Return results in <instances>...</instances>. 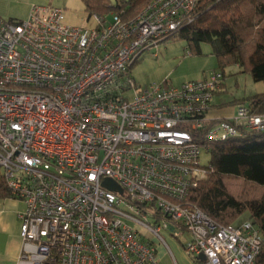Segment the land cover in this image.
Wrapping results in <instances>:
<instances>
[{
	"label": "built area",
	"instance_id": "obj_1",
	"mask_svg": "<svg viewBox=\"0 0 264 264\" xmlns=\"http://www.w3.org/2000/svg\"><path fill=\"white\" fill-rule=\"evenodd\" d=\"M200 1L151 0L130 19L93 14L90 27L52 5L0 16V169L37 264H162L164 230L190 233L184 249L202 264L255 263L257 225L220 224L187 198L209 175V143L264 132V113L211 117L218 70L143 87L131 74Z\"/></svg>",
	"mask_w": 264,
	"mask_h": 264
},
{
	"label": "trees",
	"instance_id": "obj_2",
	"mask_svg": "<svg viewBox=\"0 0 264 264\" xmlns=\"http://www.w3.org/2000/svg\"><path fill=\"white\" fill-rule=\"evenodd\" d=\"M150 1L82 0L88 18L114 12L125 19L135 17ZM171 38L186 41L196 54H202L203 43L211 45L224 76L225 66L238 65L255 81L264 80V0H201L193 19ZM246 99L253 112L264 113V93ZM209 145V175L190 192L187 202L223 225L248 215L262 235L254 264H264V132ZM9 196L0 172V198Z\"/></svg>",
	"mask_w": 264,
	"mask_h": 264
},
{
	"label": "rangeland",
	"instance_id": "obj_3",
	"mask_svg": "<svg viewBox=\"0 0 264 264\" xmlns=\"http://www.w3.org/2000/svg\"><path fill=\"white\" fill-rule=\"evenodd\" d=\"M30 4L52 5L61 8L65 14V23L68 25L90 27L94 24L88 18L82 0H30ZM201 49L202 54H196L188 47L186 41L167 39L160 42L159 48L154 50L157 56L146 54L133 65L131 74L135 82L143 87L165 79L178 85L188 80L202 78L205 74L215 70L221 71L211 45L203 43ZM224 70L226 85L225 88L223 87L224 92L219 96L222 103L216 101V104L212 106V111L210 110L209 113L211 117L233 115L237 106L242 104L249 106L246 98L264 93V80L255 81L250 73L242 72L240 66H225ZM200 160L203 164H208L211 160L210 152L203 151ZM244 220H249L248 215L242 216L239 221ZM162 236L173 253L172 255L165 245H159L160 251L161 249L166 251L161 260L162 264H175V261L177 264H199L196 262L198 259L188 254L183 246L191 240L190 233L182 232L175 237L169 231L164 230Z\"/></svg>",
	"mask_w": 264,
	"mask_h": 264
},
{
	"label": "crops",
	"instance_id": "obj_4",
	"mask_svg": "<svg viewBox=\"0 0 264 264\" xmlns=\"http://www.w3.org/2000/svg\"><path fill=\"white\" fill-rule=\"evenodd\" d=\"M30 0H0V16L4 18H26L29 14ZM226 83L213 98V105L224 92ZM219 97V98H218ZM218 98V99H217ZM217 99V100H216ZM212 111V110H211ZM232 115H228L230 117ZM24 203L9 197L0 198V264H37L36 245L24 243L20 236L21 222L18 214L24 210ZM162 251V252H161ZM158 248V256L163 259L166 251ZM160 252V254H159ZM26 253L27 258H21ZM162 262V261H161Z\"/></svg>",
	"mask_w": 264,
	"mask_h": 264
},
{
	"label": "water",
	"instance_id": "obj_5",
	"mask_svg": "<svg viewBox=\"0 0 264 264\" xmlns=\"http://www.w3.org/2000/svg\"><path fill=\"white\" fill-rule=\"evenodd\" d=\"M104 186H106L107 188L111 189V190H116V189H119V186L116 184V182H114L113 180L111 179H107L106 181H104ZM199 260L200 261H204L205 260V257L203 254H201L199 256Z\"/></svg>",
	"mask_w": 264,
	"mask_h": 264
}]
</instances>
